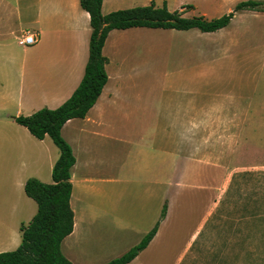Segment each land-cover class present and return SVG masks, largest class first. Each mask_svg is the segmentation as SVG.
<instances>
[{"label": "crops", "instance_id": "crops-1", "mask_svg": "<svg viewBox=\"0 0 264 264\" xmlns=\"http://www.w3.org/2000/svg\"><path fill=\"white\" fill-rule=\"evenodd\" d=\"M152 2L172 11L168 0H104L102 13ZM185 4L180 1L178 10ZM141 29L109 33L103 47L108 82L86 117L62 129L76 159L74 230L61 244L72 264L111 262L157 226L148 247L128 264H183L211 217L206 202L171 262L185 224L175 225L177 207L188 195L204 201L210 193L211 126L264 125V96L256 89L241 93L248 78L235 37L215 47L200 70L170 75L176 85L162 87L155 73L146 84L145 41L135 37ZM26 30L40 33L37 45H19ZM92 31L80 0H0V253L21 245V226L38 212L25 192L27 181L53 183L60 158L49 136L37 139L16 118L57 109L73 95L85 75ZM168 97L173 103L163 106ZM226 134L216 130L212 140Z\"/></svg>", "mask_w": 264, "mask_h": 264}, {"label": "rangeland", "instance_id": "rangeland-1", "mask_svg": "<svg viewBox=\"0 0 264 264\" xmlns=\"http://www.w3.org/2000/svg\"><path fill=\"white\" fill-rule=\"evenodd\" d=\"M168 1L172 12L178 10L180 1L186 2L179 10L184 17L214 19L231 12L237 3L245 0ZM218 32L211 35L197 29L142 28L135 37L145 41L142 54L146 84H153L150 76L155 73L159 78L156 84L175 86L170 75L177 72L184 78L192 75L201 69L204 60L212 57L215 47L235 37V49L241 54V69L247 72L244 78H248L242 80L241 93L249 94L256 89L264 96V13L240 12L225 31ZM173 101L168 97L162 105L169 106ZM216 130L227 133L226 138L222 140V134L219 141H213ZM210 144L209 196L203 201L188 195L177 207L175 225L180 228L182 220L185 224L181 236L174 240L173 248L177 251L172 248L170 260L173 262L174 255L180 253L197 212L209 202V223L183 264H264V125L211 126Z\"/></svg>", "mask_w": 264, "mask_h": 264}, {"label": "trees", "instance_id": "trees-1", "mask_svg": "<svg viewBox=\"0 0 264 264\" xmlns=\"http://www.w3.org/2000/svg\"><path fill=\"white\" fill-rule=\"evenodd\" d=\"M104 0H80L81 7L90 15L93 29L90 56L85 75L73 95L59 108H43L31 116L16 118L39 140L49 136L60 150V158L52 172L53 183L46 184L31 178L25 192L38 205V212L28 225H22V243L14 251L0 253V264H72L62 253L61 244L74 230L75 215L71 208L73 185L71 169L76 159L71 146L62 136L64 125L75 118H85L99 99L108 82L105 66L107 58L103 47L114 29L148 28L177 31L197 29L202 33H215L227 28L239 12L264 13V0H246L219 18L205 16L184 17L179 10L169 11L166 3L119 10L108 15L102 13ZM188 7V6H187ZM192 7V6H189ZM251 175V174H250ZM236 178V175L233 176ZM167 213L164 207L163 218ZM158 226L137 246L107 264H128L145 250L157 233Z\"/></svg>", "mask_w": 264, "mask_h": 264}, {"label": "built area", "instance_id": "built-area-1", "mask_svg": "<svg viewBox=\"0 0 264 264\" xmlns=\"http://www.w3.org/2000/svg\"><path fill=\"white\" fill-rule=\"evenodd\" d=\"M41 40L40 33L35 30H26L18 37V43L22 47H33Z\"/></svg>", "mask_w": 264, "mask_h": 264}]
</instances>
